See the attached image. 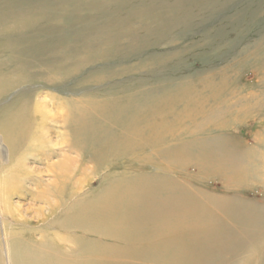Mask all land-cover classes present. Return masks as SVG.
<instances>
[{
    "label": "rangeland",
    "instance_id": "rangeland-1",
    "mask_svg": "<svg viewBox=\"0 0 264 264\" xmlns=\"http://www.w3.org/2000/svg\"><path fill=\"white\" fill-rule=\"evenodd\" d=\"M45 95L65 201L102 206L64 212L96 232L79 263L264 264V0H0V129ZM30 182L13 203L48 214Z\"/></svg>",
    "mask_w": 264,
    "mask_h": 264
},
{
    "label": "bare ground",
    "instance_id": "bare-ground-1",
    "mask_svg": "<svg viewBox=\"0 0 264 264\" xmlns=\"http://www.w3.org/2000/svg\"><path fill=\"white\" fill-rule=\"evenodd\" d=\"M34 101H35V103L33 102V104H35L34 110L28 117H26L27 116L26 114L25 115L19 114L16 116V118H14L15 116L12 118L10 116L9 118H11L12 120L9 119V121H7L8 125H5V126L3 125V127L0 129V212H1V217H2V229H0V231H2L1 233H3V238H1V234H0V263L6 262L7 264H81L78 262V259H79L78 257H80L78 256V254H81L87 251L89 252V249H87V251L86 250L79 251L80 249L78 248L79 246L77 245L80 242L79 238L86 237L87 235H91V234H96V232L93 229L89 230L87 225L83 224L82 222L76 221L77 218L83 215L81 211L78 212L77 215H75V219H76L75 221L68 219V218L64 219L63 218V216H65L64 212L71 211L74 208H98V207L102 208V206H99L98 204L96 205L97 201L91 204H88V203L83 204V202H81V200H78L76 196L78 192L75 193L74 196H72L69 200L65 201V195H63V192H65L64 190L66 188L65 184L71 178H73V173H74L73 168L75 166V162L77 161V156L76 155L69 156L66 154H60V152L56 151L57 148H54V146H56L57 143L53 144L52 140L49 137V132H50L49 123L54 122L56 119L61 117L60 116L61 112L54 110L53 109L54 107H52L54 103V99H52V101L49 102L45 95V99H43V97L42 99L41 97H37L36 100ZM64 105L66 106L65 103ZM133 107L135 109V106ZM62 116L64 117L65 122L61 126L67 128L70 125L69 117H71L72 115L65 112V114H63ZM4 123L2 122L1 124H4ZM75 135H78V134L75 133ZM68 143H69V140H68ZM70 144L71 143H69L68 147L70 146ZM82 145L84 146V144ZM75 146H76V143H75ZM70 150H71L70 151L71 153L72 151H74L72 149ZM74 153H76V151ZM32 154H36V155L38 154L40 157L41 156L45 157L44 161L47 162L46 163L47 166L44 170H39V169H35L30 166H27L26 162L29 160V156ZM53 154L56 156L59 155L61 157V160L57 162L56 160H53V162L48 163V161L51 159V156ZM6 156H8L7 163L3 161V158H5ZM41 159L42 158H40V160ZM43 176H48L51 179L45 180ZM27 181L28 182L32 181L33 183L32 184L30 182L32 185H30L28 189L30 192L32 191V193L35 195L34 196L35 200L41 201L49 205L50 208H49L48 214L45 212L46 210L45 208L38 207L34 216L29 218V216L27 217L26 215L28 213V209L21 208L20 206H17L16 204L13 203L12 196L15 194H19V190H21L25 186ZM80 181L81 180L79 181L77 180L76 182L80 183ZM102 181H103L102 183H104L105 180L103 179ZM42 186H45V187L43 188V190H40ZM97 188L99 189V186ZM110 190H111L110 188L105 190L101 194V196L98 198L99 201L105 202V201H109L110 199H112L110 198L112 194L111 192L109 193ZM54 195L61 196L60 197L61 199L60 201L58 200L59 201L58 203L52 204L50 201H51L52 196ZM135 204H139V203H135ZM184 209L182 210L183 213L186 212V210ZM192 210L193 209H191V213H192ZM179 212L181 214V210ZM168 214H169V217L161 221L157 220V227L160 226L159 229H161L163 232L165 231V229H167L166 227L174 228V227L187 225L189 223L184 219L182 215L176 216V215H172L171 213H168ZM60 218L61 219L63 218V219L60 220ZM74 222H77V223L75 224ZM193 224H196V223H193ZM198 225H195V226H198ZM224 225L225 224H223V226ZM234 226H236V224ZM187 228L189 229V227ZM193 230H195V227ZM168 233L175 234V231L170 230V232L168 231ZM194 235H190V236H194ZM104 236H106V234H104ZM188 242H190V240H188L187 243ZM191 242L193 241L191 240ZM4 244H5V249L3 247ZM197 248L198 247L196 246V249ZM195 251L196 252L194 254H197L198 250H195ZM208 260L210 259L208 258ZM205 261H204L205 264L208 263L207 259ZM87 264H92V263H87Z\"/></svg>",
    "mask_w": 264,
    "mask_h": 264
}]
</instances>
